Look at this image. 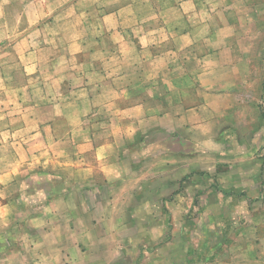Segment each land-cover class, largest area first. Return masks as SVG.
Wrapping results in <instances>:
<instances>
[{"label": "rangeland", "instance_id": "rangeland-1", "mask_svg": "<svg viewBox=\"0 0 264 264\" xmlns=\"http://www.w3.org/2000/svg\"><path fill=\"white\" fill-rule=\"evenodd\" d=\"M178 1L0 0V106L18 115L13 124L21 130L13 138L27 144L40 111L63 107L81 84L89 92L84 138L90 132L94 140L111 127L117 88L126 79L149 80L154 73L156 49L142 53L149 64L140 65V52L124 37L132 31L138 38L140 27L155 37L156 26L169 22ZM129 2L130 10L124 8ZM231 2L225 8L237 28L228 56L236 63L213 73L219 78L212 79V88L227 86L225 73L227 90L234 88L238 102L219 117L212 145L195 147L164 131L123 149L121 167L132 176L134 191L124 226L111 236V264H222L245 260L255 249L264 254V0ZM115 8H122L123 19L111 21ZM133 10L142 22L128 19ZM161 39L152 47L165 48L155 45ZM6 136L0 134V140ZM21 172L24 193L32 188L33 175L39 180L44 174L25 166Z\"/></svg>", "mask_w": 264, "mask_h": 264}, {"label": "crops", "instance_id": "crops-1", "mask_svg": "<svg viewBox=\"0 0 264 264\" xmlns=\"http://www.w3.org/2000/svg\"><path fill=\"white\" fill-rule=\"evenodd\" d=\"M211 3L179 0L170 8L169 22L156 26L155 37L142 27L138 38L132 31L124 37L140 52V65L149 64L142 53L156 49L150 66L153 77L126 79L117 88L111 127L94 140L90 132L84 138L82 123L89 110H84L89 97L84 84L70 92L63 107L40 111L43 119L38 115L27 144L13 138L21 130L13 124L18 115L0 106V134H7L0 140V264H111V236L124 226L134 191L132 176L120 159L123 149L151 132L176 134L199 148L216 141L219 117L232 112L238 99L234 88L227 90L225 73L222 81L227 86L212 88V79L219 78L213 73L236 63L228 54L235 47L237 26L230 22L236 17L225 8L233 5L231 0ZM211 5H219V10ZM124 8L130 10L131 3ZM121 9L111 10V21L123 19ZM127 15L143 20L135 10ZM160 37L155 45L165 48H153L152 41ZM24 166L31 173H44L39 180L33 175L29 193L21 191ZM24 196L32 199L26 202ZM222 264H264V254L255 249L245 260L232 258Z\"/></svg>", "mask_w": 264, "mask_h": 264}]
</instances>
